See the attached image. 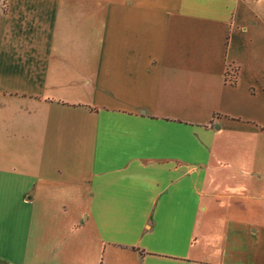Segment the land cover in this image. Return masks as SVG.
Here are the masks:
<instances>
[{
  "label": "crops",
  "instance_id": "crops-1",
  "mask_svg": "<svg viewBox=\"0 0 264 264\" xmlns=\"http://www.w3.org/2000/svg\"><path fill=\"white\" fill-rule=\"evenodd\" d=\"M256 31L264 0H0V264H264Z\"/></svg>",
  "mask_w": 264,
  "mask_h": 264
},
{
  "label": "rangeland",
  "instance_id": "rangeland-1",
  "mask_svg": "<svg viewBox=\"0 0 264 264\" xmlns=\"http://www.w3.org/2000/svg\"><path fill=\"white\" fill-rule=\"evenodd\" d=\"M251 31L253 32V25L251 26ZM258 37L262 38V53L260 54V63L264 66V31H256Z\"/></svg>",
  "mask_w": 264,
  "mask_h": 264
}]
</instances>
